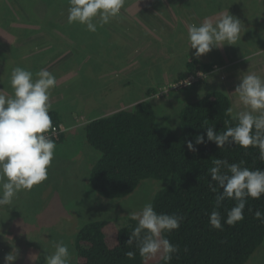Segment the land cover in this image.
<instances>
[{
  "label": "trees",
  "instance_id": "obj_1",
  "mask_svg": "<svg viewBox=\"0 0 264 264\" xmlns=\"http://www.w3.org/2000/svg\"><path fill=\"white\" fill-rule=\"evenodd\" d=\"M47 1L49 10L27 9L35 17L31 22L35 28L21 26L23 36L47 31L49 27L63 29L53 21L59 2ZM14 12L11 8H1L0 26L11 28L10 23L16 21V17L8 16ZM52 37L55 36L32 43L30 49H69V44L56 43L57 39ZM6 49L12 50L11 47ZM214 68V62L191 56L179 78L198 71L211 74ZM157 89H149L148 97L155 96ZM234 105V99L227 91L211 90L179 109L180 131L157 123V110L148 98L85 124L87 142L100 153L90 171V184L98 195L122 198L132 194L146 179L160 180L164 184L151 202L155 211L182 218L178 229L162 233V237L177 246L178 251L168 261L160 258L147 264H246L264 244V222L255 216L257 211L264 213V195L258 199L248 197L244 219L234 226L228 225L227 213L237 202L225 198L217 205V195L223 189L211 179L208 171L214 166L215 159L227 160L229 164L236 163L250 170H264L258 148L226 144L220 149L207 139V127L215 128L219 134L227 127L235 126L237 122L227 111L233 108L235 114ZM49 114L53 126L61 123L55 111ZM201 134L205 142L196 144V136ZM63 135L62 132L60 140ZM189 141L197 151L189 150ZM213 211H218L222 217V230L215 229L209 222ZM137 225L138 221L131 217L124 226H118L110 218L86 222L75 236L77 264H144L137 243H127ZM128 252H133L134 256L129 257Z\"/></svg>",
  "mask_w": 264,
  "mask_h": 264
},
{
  "label": "rangeland",
  "instance_id": "obj_2",
  "mask_svg": "<svg viewBox=\"0 0 264 264\" xmlns=\"http://www.w3.org/2000/svg\"><path fill=\"white\" fill-rule=\"evenodd\" d=\"M57 1L59 3L56 6L53 21L62 25L63 29L61 30L63 31L49 27L47 31L42 30L30 36H23L21 26L35 28L31 24L35 17L29 14L27 9L49 10V2L47 0H0V9L8 10L11 8L15 12L8 17H16V21L10 23L15 28L14 31H12V27L11 29L0 26V50H5L8 47H11L14 52L16 50H31L32 43L47 36H55L52 38L57 39L56 43L62 41V44H69L70 47L66 50H72L75 53L80 51L86 54L94 50L93 52L98 55L101 54L102 58L106 56L105 50H111V53L115 50H155L156 46L159 49V45H161L162 37L159 36V32L156 33L157 35H153L148 28L142 26L148 22V19L139 16L138 8L128 5L129 0H126L120 15L113 18L108 23L109 25L104 24L103 29L99 19L94 20V23L97 24L96 32L88 31L86 26L79 23H68L67 17L70 7L68 0ZM155 2L159 3L160 0H155ZM171 2L185 3L186 5L179 4L178 9L186 10V14L176 15L177 18L169 20L170 22L177 20L180 25H175V31L172 34L174 38H167L168 41L177 38L183 31L185 32L186 22L188 26L201 23L200 19H198V23L196 21L193 23L189 16V11H192L194 17H197L199 9L204 13V19L213 18L215 20L223 14H231L241 20L242 30L241 38L237 44H226L222 48L212 49L217 53L214 55L220 57L223 62H214V71L202 80L205 83L201 81L187 88L172 90L171 92L163 91V88L178 80L180 77L178 76L158 87V95H155L158 101L154 103L158 115L157 123L171 126L176 131L179 128L180 131L177 115L181 106H178L177 102L183 103V105L184 102L176 99L168 100L177 92L188 93L187 102H189L203 97L211 90L220 88L234 98L235 111L243 110V105L239 104L238 97L234 93L232 95L228 90L233 89V92L235 91L237 85L241 83L242 75L254 73L264 77V35H262L264 33V0H172ZM153 36H157V40ZM184 43L185 40L181 39V44ZM163 45L166 46L167 42ZM82 48L83 50H78ZM224 61H227L228 65L235 66L237 64L233 73L226 71L227 66H225ZM1 62L0 60V68ZM22 65H24L23 68L27 67L25 64ZM142 66L143 71L141 73L145 76L139 73L137 77L141 76L145 79L147 78L146 75L151 74L152 69L148 68V64L144 61ZM160 67L158 66L159 69ZM176 67L179 68V65ZM25 69L29 70V68ZM11 71V69L8 70V72ZM137 72L139 70L135 73ZM2 76L3 74L0 75L1 78ZM210 76L214 80L210 81ZM90 88L91 85L86 83L85 77L82 81L77 77L74 86L57 85L51 90V93L70 95L66 100L71 98L77 100L72 104L76 107L77 113L94 117L99 115L101 110L94 111L91 108L94 105H91L88 99L101 101L103 96L101 93H88ZM146 89L142 92L145 93ZM11 91L14 93L13 89ZM81 91H83L82 94ZM63 105L69 107L66 101ZM78 118L81 119L80 116ZM61 124L64 127L63 133H65L67 126L63 122ZM60 139L61 136L56 139L53 138L56 144V153L49 169L48 179L40 185L34 186L30 191H21L11 206L0 207V264H5L4 258L10 253L17 256L14 264H45L48 252L44 247L52 251L54 250L53 243L60 241L69 245L73 252V264H77L75 236L86 222L110 218L118 226H124L129 222L130 213L138 212L146 203H151L155 193L164 184L160 180L146 179L137 190L126 197L114 199L102 197L92 189L90 184L91 167L99 158V151L93 149L88 142L85 144L75 142L73 135H68L66 140ZM31 255H37L39 259L33 261L29 258ZM160 258L161 256L158 255L149 260L148 263L155 262ZM246 264H264V244Z\"/></svg>",
  "mask_w": 264,
  "mask_h": 264
},
{
  "label": "clouds",
  "instance_id": "obj_3",
  "mask_svg": "<svg viewBox=\"0 0 264 264\" xmlns=\"http://www.w3.org/2000/svg\"><path fill=\"white\" fill-rule=\"evenodd\" d=\"M125 2L68 0V23H79L88 31L96 32L94 20L98 18L100 26L108 24L120 15ZM241 30L239 18L223 14L215 20L205 18L199 25L190 24L187 28L188 41L190 48L196 50L195 56L200 58L213 48L237 44ZM10 85L14 90L12 96L5 95L0 89V207L11 206L21 191H30L46 181L56 153L55 141L48 135L50 131H55L49 113L52 109L51 90L57 86L56 77L47 69L34 74L17 66L11 72ZM232 93L243 105V110L235 114L233 108L227 110L237 123L219 134L215 128L207 127V139L215 142L220 149L226 144H236L245 149L256 147L259 159L264 161V77L254 73L242 75L241 83ZM204 142V135L196 136V144ZM187 146L189 150L197 151L191 141ZM212 163L214 166L208 170L211 179L223 189L217 195V205L225 198L237 202L228 211L226 219L228 225L234 226L244 219L247 198L258 199L264 195V170H250L222 159H215ZM130 216L138 221V225L127 243H137L144 264L158 255L165 261L170 260L178 248L162 238V233L178 229L182 218L158 214L152 203H146L140 211L131 212ZM255 216L264 222V213L257 211ZM221 221L218 211L210 214L209 222L215 229H223ZM44 248L48 252L45 264H73V252L63 241L54 242L52 251ZM127 255L133 257L134 253L128 252ZM29 258L33 261L39 259L37 255ZM4 259L5 264H14L17 256L10 253Z\"/></svg>",
  "mask_w": 264,
  "mask_h": 264
},
{
  "label": "crops",
  "instance_id": "obj_4",
  "mask_svg": "<svg viewBox=\"0 0 264 264\" xmlns=\"http://www.w3.org/2000/svg\"><path fill=\"white\" fill-rule=\"evenodd\" d=\"M171 1L160 0L158 3L155 0H129L128 2V5H131V7L138 8L139 16L148 19V22L142 25L143 27L148 28L149 32L153 35H157L156 33L159 32V36L162 37L159 49L156 46L155 50H115L112 53L111 50H105V58H102L101 54L98 55L93 52L94 50L87 54L80 51L75 53L72 50H16V52L14 50H0V60L2 61L0 75L3 74L2 78L0 77V89L7 96L14 94L11 91L12 87L10 85L12 71L8 72V70H13L17 66L24 67L22 64L27 65L25 68H29L34 74L41 69H47L56 77L58 86H62L63 84L74 86L77 77L81 81L85 77L86 83L91 85V88L87 92L90 94L101 93L103 96L101 101L88 99L91 105H94L91 108L94 111L101 110V115L88 117L87 114L77 113L76 107L72 105L74 102H77L75 98L66 100L70 95H64L63 93L55 94L53 92L50 97L52 103L50 111H55L61 122L67 126V131L64 133L62 140H66L68 135H73L75 142L87 143L85 137L86 122L96 117L111 114L122 108H130L145 98L150 99L154 104L158 100L154 94L148 97V90L151 88L157 89L159 86L180 76L185 70L187 59L195 56L196 50L190 48L188 41L187 22L184 27L185 32L183 31L177 38L170 41L167 39L174 38L172 34L175 31V25H180L177 20L176 22H170L169 20H174L176 15L182 16L186 14V10L178 9L179 4L186 5L185 3ZM189 16L193 23L195 21L198 23V19L201 20V23L204 20V13L200 9L197 13L198 18L194 17L192 11H189ZM101 28L103 29L102 26ZM153 38L156 39L158 37L153 36ZM181 39L185 40L184 44H181ZM166 42L167 45L164 46L163 43ZM78 50H83V48ZM214 54L217 53L215 50H212L202 55L199 59L205 62H218L222 60ZM142 56L144 57L142 58ZM143 61L148 64V68L152 69L151 74L149 76L146 75L147 78L145 79L141 76L137 77V74L139 76V73L143 71ZM163 63L164 65H162ZM228 64H225L227 66L226 71L233 73L237 68V64L235 66ZM176 65H179V68ZM103 66L104 69H102ZM158 66H161L162 70ZM138 70L139 72L135 73ZM141 75L145 76L142 73ZM211 76L209 77L210 81L214 80ZM145 88L147 89L143 93L142 90ZM228 91L232 94L233 89H229ZM188 95V93L177 92L168 100H181L185 104L188 101ZM65 101L68 102L69 107L63 105ZM177 105L182 107L183 103L177 102ZM97 108L99 109L97 110ZM79 116L81 119L78 118Z\"/></svg>",
  "mask_w": 264,
  "mask_h": 264
},
{
  "label": "built area",
  "instance_id": "obj_5",
  "mask_svg": "<svg viewBox=\"0 0 264 264\" xmlns=\"http://www.w3.org/2000/svg\"><path fill=\"white\" fill-rule=\"evenodd\" d=\"M209 74L203 72V71H198L195 74L189 75L187 77L184 78H179L178 80L170 83V85H168V87L163 88V91L165 89H168L167 91H172V90H178V89H182V88H187L190 86L195 85L196 83L202 81L203 79H205ZM158 95V93L156 94ZM55 131L54 132H49L48 135H50V137L53 139L59 138V136L61 135V133L64 131V127L63 125L60 123L58 125H54L53 126Z\"/></svg>",
  "mask_w": 264,
  "mask_h": 264
}]
</instances>
